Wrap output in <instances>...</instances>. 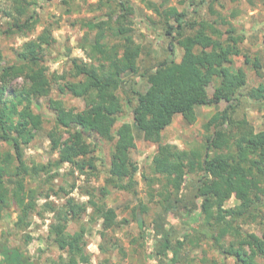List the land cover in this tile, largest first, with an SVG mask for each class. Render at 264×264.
<instances>
[{"label": "trees", "instance_id": "obj_1", "mask_svg": "<svg viewBox=\"0 0 264 264\" xmlns=\"http://www.w3.org/2000/svg\"><path fill=\"white\" fill-rule=\"evenodd\" d=\"M117 1L124 25L106 29L104 22H84L90 31L98 30V44L89 45L90 62L73 59L71 80L64 75L51 78L43 63V53L53 43L48 27L16 52L18 62L6 63L0 54V141L10 146L9 150L0 151V219L2 212L15 207L17 228H27L38 208V191L29 186L31 181L43 178L44 183L50 184L57 175L53 172L65 164L81 173L95 170L94 153L98 145L89 141L92 134L115 142L108 171L113 188L137 193L139 168L131 156L136 147L133 127L124 123L116 134L113 132L116 118L124 113L119 92L131 85L136 100L134 123L144 139L157 146L153 171L165 179L157 180L164 188L163 211L152 222L159 241L158 254L169 257L170 264H178L188 241L194 245L208 240L215 249L234 258L235 264H264V238L242 229V225L256 222L264 209V130L256 132L246 118L236 116L242 103L241 89L247 84L246 72L233 66L234 57L242 55L243 36L233 27L221 28L222 24L228 25L222 16L216 22H193L188 11L170 8L166 14L171 21L165 28L170 38L168 49L174 55V41H179L184 49L181 61L165 60L153 71L141 73L138 62L142 48L134 41L128 26L131 5L128 0ZM188 1L195 4L194 0ZM206 2L200 1L202 5ZM31 5L29 0H10L9 8L0 6V13L8 19L5 33L26 35L34 30L37 18L30 13ZM188 30L193 34L188 35ZM111 38L115 39L114 44ZM246 61L251 62L249 58ZM254 65L259 67L258 61ZM138 76L147 79L146 91L136 88ZM215 79L219 82L210 95L209 88ZM19 80L23 85L14 88ZM53 80H64L59 85L60 92L82 99L85 108L78 111L67 108L62 100H49L55 115V128L49 133L51 149L59 157L53 162H34L30 166L25 160V147L44 123L43 116L34 112V100L50 96ZM248 96L264 102V87L252 89ZM222 103L227 104L225 109L206 124L211 134L204 144V155L164 142L163 132L177 115L193 125L198 119V106ZM62 129L71 130L65 140L60 135ZM110 193V187H102L87 191L89 200L85 204L75 199L62 206L54 202L45 204L46 212L53 214L50 237L66 254V258L61 257L62 264H92L87 252V230L81 228L71 233L69 227L88 215L91 220L103 219L104 230L114 229L118 225L116 217L106 204ZM232 197L238 204L227 208ZM142 207L145 211V206ZM90 208L92 213L88 214ZM178 212H182L186 224L196 225L192 226L196 238L188 240L186 235L173 245L168 216ZM102 236L106 237V233L102 232ZM227 238L232 240L227 243ZM6 242L0 238L3 264H39L27 253L11 249Z\"/></svg>", "mask_w": 264, "mask_h": 264}, {"label": "rangeland", "instance_id": "obj_2", "mask_svg": "<svg viewBox=\"0 0 264 264\" xmlns=\"http://www.w3.org/2000/svg\"><path fill=\"white\" fill-rule=\"evenodd\" d=\"M29 1L32 4L30 13L37 18V24L34 30L26 35L5 33L9 27L8 19L0 13V54L6 63L18 62L16 52L26 43L36 40L48 27L52 30L53 43L44 51L43 63L47 66L51 78L55 75H64L71 80L73 59L90 62L89 45L98 44V30L90 31L84 22H104L106 29L124 25L117 0H73L69 3L61 0ZM200 1L194 0L195 4L192 5L188 0H128L132 10L128 26L132 29L134 41L142 48L138 62L140 72L153 71L165 60L181 61L184 49L179 41H174V55L168 49L170 38L166 35L165 28L167 22L171 21L166 14L170 8H177L180 12L188 11L193 22L202 20L216 22L222 16L228 25L219 26L224 30L233 27L244 38L240 45L242 55L234 57L233 64L235 69H243L247 74V84L241 89L242 103L236 116L239 119L246 118L256 132L263 131L264 102L250 98L248 93L254 88L264 87V0H207L204 5ZM0 6L9 8L10 0H0ZM187 33L190 35L193 31L188 30ZM86 37L88 42L85 40ZM110 41L114 44L115 39L111 38ZM84 45L87 48L84 49ZM246 58L251 62L246 63ZM256 61L259 67L254 65ZM22 82L19 80L14 84V88L19 89L23 85ZM64 82L53 80L50 96L34 100V112L43 116L44 123L36 137L25 147V160L30 166L34 162L42 164L53 162L59 157L58 153L51 149L49 133L55 128V115L49 107V100H62L67 108H75L78 111L85 108L82 99L60 92L59 85ZM218 82L219 79H215L211 84L210 95L213 94ZM136 83V88L141 91H146L149 86L147 79L141 76L136 78ZM130 86H125L119 92L124 104V113L116 118L113 132L116 134L124 123H129L133 127L136 147L131 150V156L139 168L136 175L137 193L134 195L113 188L108 171L115 142H108L92 134L89 141L98 145V150L94 153L97 164L95 170L86 169L81 173L72 165L65 164L53 172L57 175L50 184L44 183L43 178L31 181L29 186L38 191V208L31 215L27 228H17L18 213L15 207L1 213L0 238L6 240L11 249L27 253L31 260L39 264H62L61 257L66 258V254L50 237L49 229L53 222V214L46 212L45 204L54 202L56 206H62L69 199L85 204L89 200L87 191L110 187L111 193L106 204L116 217L118 225L114 229L104 230L103 219L91 220L88 215L84 216L81 222L72 223L69 227L71 233L81 228L87 230V252L92 264H170L169 257L165 258L158 254V236L152 228L153 220L163 211L164 188L157 180L165 179L153 171L157 146L146 141L134 123L133 108L136 100ZM130 100L132 103H129ZM226 106L225 103L198 106V119L193 125L188 124L183 116L177 115L172 125L163 132L164 142L176 145L182 150L200 152L204 155V144L211 134L206 130V124ZM70 132V129L60 130L62 139L68 138ZM9 149L8 144L0 141V151ZM237 204V199L232 197L227 203V208L235 207ZM142 206H145V211ZM91 213L90 208L88 214ZM168 221L173 245L186 235L189 236L188 240L196 238L195 232L192 231V226L196 225L186 224L182 220V212L170 214ZM242 229L263 239L264 209H261L260 218L256 222L242 225ZM102 232L106 233V237L102 236ZM231 240L226 239L227 243ZM0 264L3 263L0 261ZM178 264H235V260L223 251L215 249L208 240L194 245L188 241Z\"/></svg>", "mask_w": 264, "mask_h": 264}]
</instances>
